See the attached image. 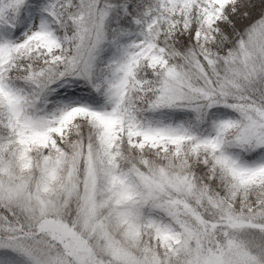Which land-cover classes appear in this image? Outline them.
<instances>
[{
  "label": "snow or ice",
  "instance_id": "1",
  "mask_svg": "<svg viewBox=\"0 0 264 264\" xmlns=\"http://www.w3.org/2000/svg\"><path fill=\"white\" fill-rule=\"evenodd\" d=\"M0 264H264V0H0Z\"/></svg>",
  "mask_w": 264,
  "mask_h": 264
}]
</instances>
